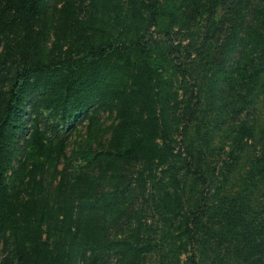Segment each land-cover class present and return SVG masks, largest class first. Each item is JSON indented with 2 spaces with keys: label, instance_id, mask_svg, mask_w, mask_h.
Wrapping results in <instances>:
<instances>
[{
  "label": "trees",
  "instance_id": "16d2710c",
  "mask_svg": "<svg viewBox=\"0 0 264 264\" xmlns=\"http://www.w3.org/2000/svg\"><path fill=\"white\" fill-rule=\"evenodd\" d=\"M170 3L174 21L187 10L216 32L209 91L227 85L236 111H250L264 97V0ZM160 10L158 0H0L2 264H107L112 256L117 264L151 256L157 264H264V201L258 211L242 203L237 222L215 221L207 208L213 171L192 148L175 150L200 97L194 85L187 96L181 83L176 113L178 89L144 39ZM171 67L184 78L180 63ZM41 110L64 125L87 121L85 144L70 152L75 165L67 162L65 137L40 126ZM99 110L113 117L105 143L92 146ZM228 147L233 164L243 161V182H264V125L242 118L228 131ZM173 161L182 171L168 175ZM126 165L134 167V184L122 172ZM154 182L164 186V198L174 197V249L146 223L144 230L110 229L130 224L135 185L143 196ZM188 183L197 188L190 203Z\"/></svg>",
  "mask_w": 264,
  "mask_h": 264
},
{
  "label": "rangeland",
  "instance_id": "374dc122",
  "mask_svg": "<svg viewBox=\"0 0 264 264\" xmlns=\"http://www.w3.org/2000/svg\"><path fill=\"white\" fill-rule=\"evenodd\" d=\"M158 2L161 10L153 24L147 29L144 39L145 42L149 41V49L156 59L155 65L161 68L164 76L170 78L174 88L178 89L177 101L179 103L176 113H179L178 108L182 105L179 96L182 93L180 90L181 83L186 86L187 96L191 85H194L195 90L199 88L200 102L195 108L196 113L188 123L186 133L175 137L177 141L175 150L185 153L192 148L202 159L203 165L206 166L203 167L213 171V184L207 203L208 213L213 215V219L216 221L223 216L227 220L231 218L237 222L242 203H244L245 209L252 208L254 211H258L260 201H264V182L257 184H253L252 181H249V183L243 182L242 159H238L233 164L230 158L227 157L229 148L228 131L244 117H254L257 119L258 124L263 126L264 97L259 96L256 98L250 111L237 112V106L234 104L235 96L230 87L225 85L224 92L209 91L208 73L210 72L207 70V61L211 59L209 56L217 47V41L213 40L216 32L205 31L206 27L202 26L204 25L203 16H196L194 20H190L186 13L187 10H181L178 20L174 21L168 14L171 13L170 10L174 4H171L170 0H158ZM180 27L181 29H179ZM208 36L210 37L209 41L207 40ZM188 41L190 46L185 48L184 45ZM170 44H179V46L171 50ZM174 62L180 63L186 69L183 79L171 67ZM193 99L192 96L191 103ZM245 113L248 114L245 115ZM112 117V114L105 110H99L93 115V134L89 139L92 146L101 142L105 143L107 127ZM39 118L40 126L44 128L47 134L54 133L65 137L67 162L69 165H75L76 162L70 157V152L85 144L87 121L82 119L64 125L46 110H41ZM64 162L65 160L61 162L59 167ZM174 168L182 171L181 163L176 162L174 166L173 161L169 172L166 174H174ZM122 172L125 179L127 178V182L134 184V167L126 165L123 167ZM159 172L156 171V176L161 175ZM163 187L161 184L154 182L150 189L145 187L143 196H136L140 187L135 185V191L129 199L130 202H133V210L127 216L130 218V224L126 220L121 221L118 225L110 223V229L116 233H123V231L132 229L134 226L144 230L147 225V230L150 233L154 232V235L165 237L166 240L169 239L170 247L174 249V197L170 194L164 198ZM190 187L194 188V191H191ZM168 189L170 193L171 188L168 187ZM196 191L197 188L188 183L185 188L184 199H187L188 203L192 202L196 197ZM137 221L141 223L140 226ZM6 255L7 251L0 243V260ZM0 264H2L1 261ZM107 264H117L115 257L112 256ZM144 264H157V258L155 256L147 257Z\"/></svg>",
  "mask_w": 264,
  "mask_h": 264
}]
</instances>
